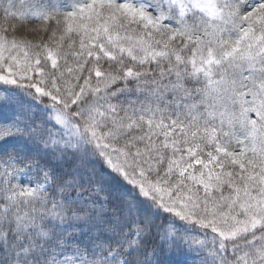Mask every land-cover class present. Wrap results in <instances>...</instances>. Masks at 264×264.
Here are the masks:
<instances>
[{"label": "snow or ice", "instance_id": "6c2138e0", "mask_svg": "<svg viewBox=\"0 0 264 264\" xmlns=\"http://www.w3.org/2000/svg\"><path fill=\"white\" fill-rule=\"evenodd\" d=\"M0 264H264V0H0Z\"/></svg>", "mask_w": 264, "mask_h": 264}]
</instances>
